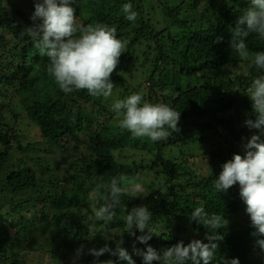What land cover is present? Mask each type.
<instances>
[{"label":"trees","instance_id":"obj_1","mask_svg":"<svg viewBox=\"0 0 264 264\" xmlns=\"http://www.w3.org/2000/svg\"><path fill=\"white\" fill-rule=\"evenodd\" d=\"M115 1L74 5L77 23L113 26L117 38L127 41L110 77L113 96L106 100L86 90L61 92L44 70L47 58L22 34L35 23L33 0H0V264H93L89 254L74 261L76 249L114 247L104 232H123L113 235L122 236V247L142 264L133 248L145 245L123 223L125 210L141 205L153 213L156 233L147 243L157 251L207 242L208 230L188 219L203 205L228 222L218 230L223 239L208 264L231 257L264 264L258 244L264 236L252 227L239 186L213 190L222 164L233 153L243 156L247 140L260 134L244 124L255 118L247 90L258 73L229 46L234 30L245 27L238 18L250 0L120 2L133 4L135 22L112 14ZM246 43L250 52L264 50V39L255 35ZM133 93L180 110L179 131L152 143L118 128L111 104ZM114 176L140 179L144 195L122 196L116 220L105 227L93 213L103 203L101 184ZM110 259L117 260L107 253L99 257Z\"/></svg>","mask_w":264,"mask_h":264},{"label":"clouds","instance_id":"obj_2","mask_svg":"<svg viewBox=\"0 0 264 264\" xmlns=\"http://www.w3.org/2000/svg\"><path fill=\"white\" fill-rule=\"evenodd\" d=\"M77 0H33L30 19L35 23L26 25L23 35L35 44L39 55L47 58L45 72L64 94H72L86 90L92 97L104 99L113 96L115 87L111 75L116 70L119 58L126 51L127 41L117 38L115 27L107 24L77 23L75 7ZM124 18L130 22L137 20V12L131 2L121 6ZM243 29L237 28L229 41L231 53L243 58L249 70L254 69L256 75L248 86L247 96L251 100L253 118L244 124L249 129H256L260 134H253L244 144L243 156L233 153L231 159L225 161L221 171L215 177L213 190L216 193L227 192L239 186V197L245 204L252 227L264 236V50L250 52L246 43L250 35L264 39V0H250V7L239 16ZM111 110L119 114L117 127L126 130L132 138H147L152 143L167 141L173 132H178L181 112L169 104L145 101L141 93H133L123 99H115ZM210 170V169H209ZM103 203L94 210L97 222L105 227L116 220V209L120 198L125 195L142 196L139 183H132L127 177L114 176L107 183L101 184ZM153 213L146 206H134L125 210L123 223L126 232L136 237L145 248H133V253L141 258L142 264H208L218 250V243L223 236L219 229L227 225L223 215L208 212L203 205L194 207L189 213V222L202 225L208 231L205 239H196L183 245L177 243L161 251H157L147 243L151 235L156 233L152 226ZM147 230V231H146ZM136 231L142 233L136 235ZM123 232H104V239L111 240L114 247L105 243L100 247L87 249L84 246L76 249L74 261L84 255L93 256V264H136L133 256L122 247L121 236L116 239L113 234ZM264 250V239L258 241ZM116 257L117 260L99 261L104 254ZM223 264H240L237 257L225 259Z\"/></svg>","mask_w":264,"mask_h":264},{"label":"rangeland","instance_id":"obj_3","mask_svg":"<svg viewBox=\"0 0 264 264\" xmlns=\"http://www.w3.org/2000/svg\"><path fill=\"white\" fill-rule=\"evenodd\" d=\"M98 1H100V0H98ZM122 1H124V0H116L115 2H117L118 4H115V5H113V8H112V10H111V12H112V14L113 15H115V16H119L120 15V12H121V6H122V4H120V2H122ZM6 5H7V3H6ZM5 5V6H6ZM7 7H9V6H7ZM105 8H107L108 6L106 5V6H104ZM8 12H11V8H9L8 10H7ZM122 41H124V39H122ZM17 101V98L15 99V102ZM128 152V151H127ZM140 152V151H139ZM139 152H137L136 153V156L137 157H140V155H139ZM143 152V151H142ZM144 153V152H143ZM17 154H19V152H16V155ZM127 154H130L129 152L127 153ZM170 154H172V155H177V153L176 152H170ZM178 161V160H177ZM144 176H151L149 173H142L141 174V177H144ZM131 182L132 183H139L140 185H141V180L139 179H136V180H134V179H132L131 180ZM141 187H142V185H141ZM142 189V188H141ZM142 194H143V191H142ZM143 196V195H142ZM3 200L4 201H6V198L5 197H3ZM30 206H32L33 204L31 203V204H29ZM34 209H30V211H33ZM229 228H231V227H229ZM232 229H234V228H232Z\"/></svg>","mask_w":264,"mask_h":264}]
</instances>
